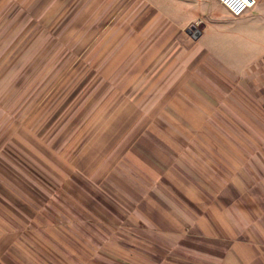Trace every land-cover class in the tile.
Instances as JSON below:
<instances>
[{"label": "rangeland", "instance_id": "obj_1", "mask_svg": "<svg viewBox=\"0 0 264 264\" xmlns=\"http://www.w3.org/2000/svg\"><path fill=\"white\" fill-rule=\"evenodd\" d=\"M205 7L227 42L228 69L264 64V0L238 18L213 0ZM150 15L140 0H0V220L13 219L20 237L33 225L36 246L65 243L69 254L82 252L84 264H94L93 246L112 244L132 248L114 247L116 258L137 262L140 254L147 264L169 261L150 236L147 252L139 251L136 224L130 228L120 216L105 220L103 213L89 220L81 212L97 206L78 168L90 173L111 156L139 111L156 109L139 106L146 93L139 92L141 76L131 73L139 66L132 57L137 52L128 58L123 51ZM128 95L138 106H125ZM210 110L217 123V107ZM201 132L188 140L195 153L185 149L182 156L217 191V174L202 153L217 144L208 137L216 131L210 125ZM127 161L121 163L130 167ZM21 241L13 264H56Z\"/></svg>", "mask_w": 264, "mask_h": 264}, {"label": "crops", "instance_id": "obj_2", "mask_svg": "<svg viewBox=\"0 0 264 264\" xmlns=\"http://www.w3.org/2000/svg\"><path fill=\"white\" fill-rule=\"evenodd\" d=\"M140 1L151 15L125 40L123 51L128 58L137 52L132 57L139 66L131 73L141 76L139 92L146 99L139 104L128 95L124 103L156 109L139 111L119 149L115 146L90 173L78 168L97 206L95 212H81L89 220L103 213L105 220L120 216L130 228L136 224L139 251L147 252L150 236L155 250L170 255L155 264H264V64L227 68V42L219 25L209 21L208 0ZM190 26L200 33L197 38L187 33ZM212 107H217V123ZM210 125L216 132L208 137L217 144L202 153L217 174V191L182 156L185 149L195 153L188 140ZM124 158L130 167L121 163ZM5 218L0 264H13L21 240L56 264H84L82 252L69 254L65 243L36 246L33 225L20 237L17 223ZM112 245L92 247L94 264H147L140 254L142 262L114 257V247L127 253L132 248Z\"/></svg>", "mask_w": 264, "mask_h": 264}, {"label": "built area", "instance_id": "obj_3", "mask_svg": "<svg viewBox=\"0 0 264 264\" xmlns=\"http://www.w3.org/2000/svg\"><path fill=\"white\" fill-rule=\"evenodd\" d=\"M217 2L225 8L231 16L236 18L242 16L255 4V0H217Z\"/></svg>", "mask_w": 264, "mask_h": 264}, {"label": "water", "instance_id": "obj_4", "mask_svg": "<svg viewBox=\"0 0 264 264\" xmlns=\"http://www.w3.org/2000/svg\"><path fill=\"white\" fill-rule=\"evenodd\" d=\"M187 33L190 34V35H192L193 38H197L200 35L199 32L195 31V29H194L193 26H190L188 28Z\"/></svg>", "mask_w": 264, "mask_h": 264}]
</instances>
